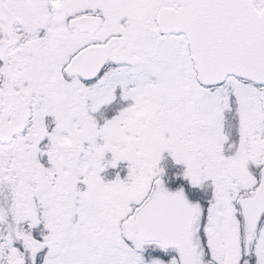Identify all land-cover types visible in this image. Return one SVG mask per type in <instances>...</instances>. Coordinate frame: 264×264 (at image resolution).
Here are the masks:
<instances>
[{"label":"snow or ice","instance_id":"6c2138e0","mask_svg":"<svg viewBox=\"0 0 264 264\" xmlns=\"http://www.w3.org/2000/svg\"><path fill=\"white\" fill-rule=\"evenodd\" d=\"M0 264H264V0H0Z\"/></svg>","mask_w":264,"mask_h":264}]
</instances>
